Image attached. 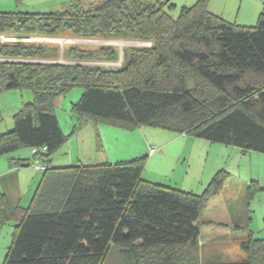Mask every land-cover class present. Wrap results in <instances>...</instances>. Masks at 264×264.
<instances>
[{"label":"trees","instance_id":"trees-1","mask_svg":"<svg viewBox=\"0 0 264 264\" xmlns=\"http://www.w3.org/2000/svg\"><path fill=\"white\" fill-rule=\"evenodd\" d=\"M169 1L75 0L59 12H0V95L32 94L0 133V156L36 149L31 157L44 168L26 208H10L0 193V225H14L2 264H204L197 223L226 172L197 195L143 180L141 159L50 166L76 132L63 133L54 113L74 88L82 89L73 106L78 127L148 126L264 155V8L255 25L242 26L211 13L210 0L173 18ZM65 33L149 46L123 49L116 68L102 65L117 62L111 47L69 48L60 63L58 48L24 41ZM240 248L242 261L205 264H264V240L248 234Z\"/></svg>","mask_w":264,"mask_h":264},{"label":"rangeland","instance_id":"rangeland-1","mask_svg":"<svg viewBox=\"0 0 264 264\" xmlns=\"http://www.w3.org/2000/svg\"><path fill=\"white\" fill-rule=\"evenodd\" d=\"M39 1L40 3H38ZM82 1L85 6H89L103 0ZM160 1L164 2L166 0ZM194 1L195 0H170V7L167 9V12L171 17L177 18L181 10L191 7L194 4ZM213 2L216 6L223 9L221 0H211V3ZM5 3L6 0H0V5H5ZM34 3L38 4L34 6ZM45 3V1L41 0H23L20 5H15L12 2V5L14 6L11 8L7 7V11H10L11 9H14V11H32L33 8L45 6ZM2 8L4 9L5 7ZM230 12L231 17L233 18L235 12ZM4 38L6 39L5 41L8 42L13 41L10 37ZM26 42L58 48V56L55 61L60 63L68 62L69 59L63 54H65L66 50L70 47L84 50H98L101 47H111L117 51L118 60L114 64L102 65L116 68L120 67V64L123 62V49L143 48L149 46V44L145 42L115 38L80 39L74 37L70 33H65L56 38L50 39H30ZM81 94V88H74L64 96L60 97L54 107V113L63 133L69 135L75 128L76 132L73 136L69 137L67 144L52 155L51 167H70L77 163L82 165H96L100 163L117 164L141 159L143 161V177L141 175V178L143 180L152 179V177L155 176V179L159 180L157 183L165 187L171 183L169 178L180 180L188 164L191 166L190 171L194 173L200 172L201 174V171L204 169L203 175H207V177L210 176V178H208L209 181H211L213 176L218 172L211 174L212 169H223L230 175L227 183L228 186L224 191V195H220L219 197L214 196L210 198L214 199V201L208 202L210 199L207 201L202 211V218H207V216L217 217L225 206H230L225 200L232 197V189L235 188L240 191L243 181H247L246 179L249 181L250 166L245 164V162L239 164L238 162H240L241 159H239L235 153L230 155L224 152V149H221L231 148L228 146L212 144L207 145L209 147L205 148L199 144H192L191 142L193 140H197L198 142L207 141H199L198 139H193L188 136L182 137L163 129L148 126L138 127L134 130H126L108 125H93V130L89 127V129L86 127H78L79 116L73 111V106L79 101ZM31 101L32 94L28 90L9 91L0 95V133L12 129L13 126H10V124H13L11 120V112L15 110L17 111V108H20L23 104L30 103ZM172 140H174L175 143L169 145L171 144L169 141ZM143 145H145V147L152 145L158 149L154 157L151 159L148 158L149 153L147 154L146 151H144ZM165 145H167V147H165ZM159 147L161 148L160 150ZM21 152L26 154V151L21 150L5 156H0V159L2 160V158H5L6 161V159ZM186 159L189 160L188 163H186ZM30 169L34 170L32 167H30ZM256 171H258L257 162L252 160V172L254 178L257 174ZM32 172L36 173V175L33 174L34 176H32L29 173L28 177L22 179L19 190L11 187L13 196L17 193H24L25 195L21 199V208H26L31 199L33 188L31 186L27 188L28 181L31 180L32 182L33 179L35 180L42 175L41 171L34 170ZM246 187L244 188L246 189ZM205 189L206 187L194 193L201 195ZM245 189L244 191L247 192V194L251 190H249V188ZM244 191L242 193L243 195ZM258 192L259 190L251 192V197L248 196L246 199L245 207L247 208L249 218L252 219V222H250V230L254 233V237L256 239H264V189L259 193ZM242 204L243 201H240L237 205ZM205 226L206 225L201 224L202 228ZM12 233L13 222L0 225V264L3 263L4 248L6 245H10ZM230 248H234V245L230 244Z\"/></svg>","mask_w":264,"mask_h":264},{"label":"crops","instance_id":"crops-1","mask_svg":"<svg viewBox=\"0 0 264 264\" xmlns=\"http://www.w3.org/2000/svg\"><path fill=\"white\" fill-rule=\"evenodd\" d=\"M41 1L46 2L45 6L33 8L34 11L33 10L32 11H28V10L27 11H20V10L14 11V9L7 11V7L11 8L12 6H14L12 5V2L15 5H20L23 2V0H6L5 5H0V12H23V13L24 12H30V13L31 12H38V13L59 12V11L64 10L69 4L75 2V0H41ZM38 3H40V1ZM38 3H34L35 4L34 6H36ZM221 4L223 5L222 6L223 9L219 8V6H216L214 2L211 3V0H210L208 3V10L211 13L221 17L222 19L228 22H233V23H236L237 25H242V26L254 25L257 21L259 14L264 8V0H221ZM2 7H5V8L3 9ZM230 11L235 12L233 15V18L231 17ZM35 38L36 39L37 38L50 39V38H56V37H34L31 39H35ZM70 48H74V47H70ZM18 109L19 108H17V110ZM15 113H16V110L11 112L12 114L11 120ZM12 125L10 124L11 127ZM85 127L86 128L89 127L90 129H92L93 125L87 124ZM182 137H186V136H182ZM169 142H171V144H169ZM169 142H168L169 145H172L175 143L174 140L169 141ZM191 143L199 144L205 148L209 147L207 145L214 144L210 142H198L197 140H193ZM65 144H67V142ZM167 145H165V147H167ZM150 147H152V145H148L146 147L145 145H143V149L144 151H146L147 154H148V150ZM160 149L161 148L159 147V150ZM221 149H224V152L230 155H232V153H235L236 156L239 159H241V161L238 162L239 164L242 162H245V164H248L250 166L249 168L250 175H249V181L248 179H246L247 181H243V184H241L240 191H238L235 188L232 189L231 191L232 197L227 198L225 200L227 204H230V206L229 207L225 206V208L221 210V213H219L217 217L207 216L208 219L206 217L205 219V218H202V213H201L200 218L197 223L198 230H199L198 248H199L200 261L201 263H204V264L205 263L237 262V261H242L245 259V255L241 251V248H240L242 242L246 240V237L248 236V234H250L252 238L256 239L254 237V233L250 230V222H252V219L249 218L248 213H247V208L245 207L246 199L248 198V196L249 197L251 196V192L255 190H259L260 192L264 189V155L257 154L254 152H243L242 150L238 148H233V147L229 149L227 148H221ZM234 149H237V150H234ZM23 151H26V154H24V152H21L17 155H14L11 158L6 159V161H5V158H2V160L0 159V193H2L5 196L10 208H15L17 206L21 207L20 206L21 199L23 196H25L24 193H17L13 196L11 187L19 190L20 182L22 181V179L28 177L29 173L32 176L36 175V173L32 172L34 170L30 169L31 167L30 165L29 166L23 165L25 163L31 164L33 162L31 153L28 150H23ZM155 154L156 152L152 155L148 154L149 155L148 158L151 159L152 157H154ZM16 160H23V161L19 165H14ZM252 160L257 162V168H258V171H256L257 174L255 178L252 172ZM188 161L189 160H187L186 163H188ZM190 170H191V166L188 164L180 180L169 178L171 183H169L170 185L168 186L170 188L179 189L184 192L194 193V192H198L199 190H202L203 188L209 185L210 181L208 178H210V176L207 177V175H203L204 169L203 170L201 169L202 170L201 174L200 172L194 173V172H191ZM217 171L219 172V171H224V170L223 169L218 170L217 168H214L212 169L211 174H214ZM227 175L229 178L230 175L228 173ZM228 178L225 180L221 191L218 193V195H216V197H219L220 195H224V191L226 187L228 186L227 184ZM39 179L40 177H38L35 180L33 179L32 182L31 180L28 181L27 188H29L30 186L33 188L31 199L40 181ZM144 180L150 183L159 184L157 183L159 182V180L155 179V176L152 177V179H144ZM244 187H246V189L249 188V190L251 189L248 192V194L247 192L244 191L245 189ZM243 191H244V195L242 194ZM18 195H19V198H18ZM197 195H200V194H197ZM31 199L29 201V204L31 202ZM210 201H214V199H210L208 202ZM240 201H243V204L237 205ZM201 224L206 225V226L202 228ZM13 232H14V225H13ZM12 234H11V239H12ZM257 240H264V239H257ZM230 244L234 245V248H230ZM9 246L10 245H6V247L4 248V258H5V255H6V252Z\"/></svg>","mask_w":264,"mask_h":264},{"label":"built area","instance_id":"built-area-1","mask_svg":"<svg viewBox=\"0 0 264 264\" xmlns=\"http://www.w3.org/2000/svg\"><path fill=\"white\" fill-rule=\"evenodd\" d=\"M6 39L5 38H1V41H5ZM157 148L156 147H150L149 148V155H151V154H154L155 152H157ZM45 151V148H42L41 149V152H44ZM31 153L32 154H36L37 153V150L36 149H33L32 151H31ZM34 170H36V171H42L44 168L42 167V165H41V162H39L38 160H35V161H33L32 163H31V165H30Z\"/></svg>","mask_w":264,"mask_h":264},{"label":"water","instance_id":"water-1","mask_svg":"<svg viewBox=\"0 0 264 264\" xmlns=\"http://www.w3.org/2000/svg\"><path fill=\"white\" fill-rule=\"evenodd\" d=\"M12 40H14V38H11ZM29 38H24V41H29Z\"/></svg>","mask_w":264,"mask_h":264}]
</instances>
